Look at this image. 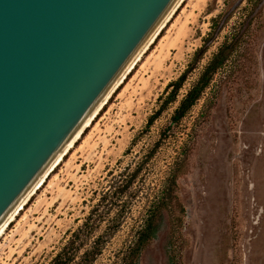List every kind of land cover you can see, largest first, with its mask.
Wrapping results in <instances>:
<instances>
[{
    "label": "rangeland",
    "instance_id": "374dc122",
    "mask_svg": "<svg viewBox=\"0 0 264 264\" xmlns=\"http://www.w3.org/2000/svg\"><path fill=\"white\" fill-rule=\"evenodd\" d=\"M226 45L229 61L173 125ZM187 71L177 101L156 116L168 86ZM174 175L177 199L162 209L154 239L133 264H264V0H187L1 239L0 264H50L92 213L96 228L77 240L72 264L102 236L101 255L85 264H130Z\"/></svg>",
    "mask_w": 264,
    "mask_h": 264
},
{
    "label": "water",
    "instance_id": "95a60500",
    "mask_svg": "<svg viewBox=\"0 0 264 264\" xmlns=\"http://www.w3.org/2000/svg\"><path fill=\"white\" fill-rule=\"evenodd\" d=\"M180 0H0V230Z\"/></svg>",
    "mask_w": 264,
    "mask_h": 264
},
{
    "label": "trees",
    "instance_id": "16d2710c",
    "mask_svg": "<svg viewBox=\"0 0 264 264\" xmlns=\"http://www.w3.org/2000/svg\"><path fill=\"white\" fill-rule=\"evenodd\" d=\"M228 46L229 45H226L220 48L219 51L213 56L212 60L208 63L203 73L201 74L198 82L192 87V89L187 93V95L181 101L179 107L176 109L174 116L172 118L173 125H178L187 116V114L191 111V109L202 98L206 90L210 87L214 76L218 73L220 69H222L227 64L233 52L232 48H229ZM207 51H208L207 47H204L199 51H197L195 63H199L201 59H203ZM188 73L189 72L187 71L186 73H184V75H182V77L177 82H174L168 86L170 92L167 95L163 107L160 109V111L157 113L156 116H159L163 112L165 106H168L177 101L178 94L187 80ZM156 116L151 119L149 124L150 126L154 124L155 120L158 118ZM135 176L136 174H134L133 178ZM133 183L134 181H130L128 183V187L131 186ZM177 187H178V176L174 175L172 177V180H170V185L167 188L166 193L162 198L161 202L153 208L149 218L146 221L145 227L139 233L138 241L130 253V258H131L130 264L136 262L141 252L143 251L144 247L152 239H154L158 226V221L161 216V211L162 209L167 208L168 201L173 202L174 200L177 199L176 196ZM107 195L108 193H106V195H103L102 202L103 200L106 199ZM98 209L99 206L96 208V210H94V212H97ZM95 228H96V223L92 213L86 220L84 226L80 228L76 233H74L70 243L63 249L62 252H60L55 257V259L50 264H72L76 262V256H77L76 254L78 251H80L76 243L77 240L80 239L82 234L90 233L94 231ZM118 228L119 227H114L113 229L110 228L109 230H113V232H117ZM102 238L103 236L99 237L98 240L95 241L94 247L90 251H86L84 253L81 264H85L87 262H93L95 261L97 256L101 255L102 249L100 244Z\"/></svg>",
    "mask_w": 264,
    "mask_h": 264
},
{
    "label": "bare ground",
    "instance_id": "6f19581e",
    "mask_svg": "<svg viewBox=\"0 0 264 264\" xmlns=\"http://www.w3.org/2000/svg\"><path fill=\"white\" fill-rule=\"evenodd\" d=\"M187 0H180L179 3L176 5L174 10L171 12V14L168 16V18L165 20V22L162 24V26L159 28L157 33L154 35V37L151 39V41L148 43L146 48L143 50L141 55L138 57V59L134 62V64L131 66V68L127 71V73L124 75V77L121 79V81L117 84V86L114 88V90L111 92V94L108 96V98L105 100V102L102 104L100 109L95 113V115L91 118V120L86 124V126L82 129V131L78 134V136L74 139V141L70 144V146L66 149V151L62 154V156L58 159V161L54 164V166L50 169V171L46 174V176L42 179V181L38 184V186L34 189V191L30 194V196L26 199V201L22 204V206L17 210V212L11 217V219L5 224V226L0 230V241L1 239L8 233L9 229L12 227V225L18 220V217L22 215L23 211H26V209L29 207V205L32 203L34 198L42 191L50 179L55 175L57 170L63 165V163L66 162L67 158L70 157L73 152H76V149L78 147V144L81 142L83 135L90 129L94 123L97 122L98 118L100 117L103 109L109 105L113 97L118 93V91L126 85L129 77L132 75L136 67L139 63L142 62L143 57L152 49L153 45L155 44L156 40H158L159 36L161 35L162 31L165 29V27L171 22V20L175 17L178 11L183 7Z\"/></svg>",
    "mask_w": 264,
    "mask_h": 264
}]
</instances>
